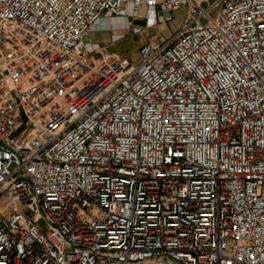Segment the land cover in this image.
I'll return each instance as SVG.
<instances>
[{
	"label": "built area",
	"instance_id": "1",
	"mask_svg": "<svg viewBox=\"0 0 264 264\" xmlns=\"http://www.w3.org/2000/svg\"><path fill=\"white\" fill-rule=\"evenodd\" d=\"M0 264H264V0H0Z\"/></svg>",
	"mask_w": 264,
	"mask_h": 264
},
{
	"label": "rangeland",
	"instance_id": "2",
	"mask_svg": "<svg viewBox=\"0 0 264 264\" xmlns=\"http://www.w3.org/2000/svg\"><path fill=\"white\" fill-rule=\"evenodd\" d=\"M184 14V7L181 6L178 9L171 12V18L165 23L159 25V27L145 28L142 32L132 34L125 29L124 26H115L102 28L92 39L96 40V43L104 47L107 51L113 52L119 57L126 60H135L137 58V50L139 44L152 32H155L158 36L168 37L179 26ZM122 29V35L117 39H112L110 30L112 28Z\"/></svg>",
	"mask_w": 264,
	"mask_h": 264
},
{
	"label": "crops",
	"instance_id": "3",
	"mask_svg": "<svg viewBox=\"0 0 264 264\" xmlns=\"http://www.w3.org/2000/svg\"><path fill=\"white\" fill-rule=\"evenodd\" d=\"M113 18V19H112ZM115 26H124V19L121 17H102L98 24H96L89 32L88 34V39L92 42H96V40L92 39V37H94L96 35V33H98L102 28H108V27H115ZM112 28L110 30V35L112 37V35L116 34V33H121L122 29L120 28ZM159 27V26H158Z\"/></svg>",
	"mask_w": 264,
	"mask_h": 264
},
{
	"label": "bare ground",
	"instance_id": "4",
	"mask_svg": "<svg viewBox=\"0 0 264 264\" xmlns=\"http://www.w3.org/2000/svg\"><path fill=\"white\" fill-rule=\"evenodd\" d=\"M113 19V18H112Z\"/></svg>",
	"mask_w": 264,
	"mask_h": 264
}]
</instances>
